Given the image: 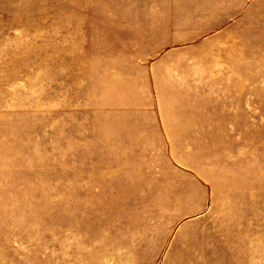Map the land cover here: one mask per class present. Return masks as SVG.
<instances>
[{
  "label": "rangeland",
  "instance_id": "rangeland-1",
  "mask_svg": "<svg viewBox=\"0 0 264 264\" xmlns=\"http://www.w3.org/2000/svg\"><path fill=\"white\" fill-rule=\"evenodd\" d=\"M0 264H264V0H0Z\"/></svg>",
  "mask_w": 264,
  "mask_h": 264
}]
</instances>
